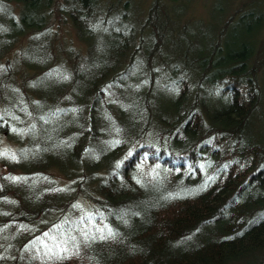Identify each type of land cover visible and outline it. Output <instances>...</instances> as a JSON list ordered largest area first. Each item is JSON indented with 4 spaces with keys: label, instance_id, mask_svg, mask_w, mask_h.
Returning <instances> with one entry per match:
<instances>
[{
    "label": "trees",
    "instance_id": "obj_1",
    "mask_svg": "<svg viewBox=\"0 0 264 264\" xmlns=\"http://www.w3.org/2000/svg\"><path fill=\"white\" fill-rule=\"evenodd\" d=\"M130 2L0 0V264H264V4L170 63L164 0L102 50Z\"/></svg>",
    "mask_w": 264,
    "mask_h": 264
},
{
    "label": "rangeland",
    "instance_id": "obj_2",
    "mask_svg": "<svg viewBox=\"0 0 264 264\" xmlns=\"http://www.w3.org/2000/svg\"><path fill=\"white\" fill-rule=\"evenodd\" d=\"M106 1V0H103ZM125 0H122L124 2ZM154 0H131L129 5L121 6V9H117V13L114 15L113 20L115 21V17H120V23H111L109 29L104 32V34H100L101 39L104 41L102 50H107L109 46L113 43H117V46L121 44V37L118 36L116 39V33L126 32L128 33L131 24L136 23L139 24L148 13V9ZM243 0H164L166 2L165 9L162 8L160 12V17L164 20L170 19L172 23V28L174 30L173 35L170 40V47H167L163 51V56L165 59H169L170 63L175 62L178 63L181 55L187 54V47L191 44V48L189 50V55L192 57L199 53L200 49H204L205 53H210V45L214 44L217 39V34L220 32L223 26V17L224 12L227 11L225 8H228L229 13H233L236 10ZM264 4V0H258ZM260 7V6H258ZM64 21L54 23V29L56 28L57 33L59 34V42L63 44L64 48H68L69 46L73 47L75 50L80 48L81 50H85V45L80 42L76 36L75 30L72 28L67 16ZM228 17L226 18V20ZM241 27L238 25L230 26L226 31L223 39L221 40V44L224 46L227 41L232 40L234 38V34L237 31H241ZM55 30V31H56ZM264 31V30H263ZM99 36V35H98ZM111 37V38H110ZM264 38V32L260 36ZM241 41H244V37H240ZM239 39V41H240ZM99 42V38L97 39ZM173 42V43H172ZM103 51L98 54V57H102ZM225 53L223 48L222 52H219L217 55L221 56ZM29 57V55H28ZM174 58V59H173ZM174 60V61H173ZM50 74L48 75V78ZM136 77V74L133 75ZM132 77V78H133ZM262 84L264 83V68L261 71L260 75ZM45 79V78H44ZM131 82V85L137 87L139 86L134 81ZM43 90L44 85L40 86ZM168 90L160 89L159 97L157 100L161 101L164 106L169 105L167 96ZM74 95V94H73ZM50 100H46L44 103L41 101V105L45 106L43 112H47L49 109ZM262 110L264 113V100L262 104ZM73 117V116H72ZM70 120V118H68ZM31 121L30 119H25V130H18V133H24L25 137L31 136H42V131L38 129L37 124ZM39 130V131H38ZM39 133V134H38ZM2 144L6 147H10L11 149H15L19 143L13 138H9L6 136H1ZM55 137V136H54ZM57 138V136L55 137ZM72 137H70L71 139ZM51 138L46 140V144L51 141Z\"/></svg>",
    "mask_w": 264,
    "mask_h": 264
},
{
    "label": "snow or ice",
    "instance_id": "obj_3",
    "mask_svg": "<svg viewBox=\"0 0 264 264\" xmlns=\"http://www.w3.org/2000/svg\"><path fill=\"white\" fill-rule=\"evenodd\" d=\"M14 158V157H13Z\"/></svg>",
    "mask_w": 264,
    "mask_h": 264
}]
</instances>
